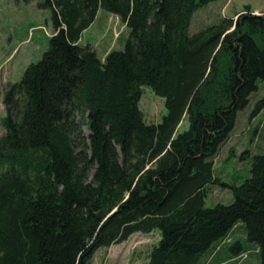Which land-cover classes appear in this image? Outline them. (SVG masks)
Masks as SVG:
<instances>
[{
    "label": "trees",
    "instance_id": "16d2710c",
    "mask_svg": "<svg viewBox=\"0 0 264 264\" xmlns=\"http://www.w3.org/2000/svg\"><path fill=\"white\" fill-rule=\"evenodd\" d=\"M216 1L43 0L49 47L4 96L0 264H91L154 231L145 264H234L251 252L264 264V153L246 182L223 184L232 204L206 206L215 159L264 81V15L191 33ZM100 10L130 31L105 59L81 44ZM145 87L165 100L159 124L140 109ZM240 223L252 248L233 239Z\"/></svg>",
    "mask_w": 264,
    "mask_h": 264
},
{
    "label": "rangeland",
    "instance_id": "374dc122",
    "mask_svg": "<svg viewBox=\"0 0 264 264\" xmlns=\"http://www.w3.org/2000/svg\"><path fill=\"white\" fill-rule=\"evenodd\" d=\"M42 2L43 0H0V138L5 133L1 120L7 114L4 96L9 84L19 82L27 67L41 60L54 34L52 12L41 8ZM246 14L264 15V0L213 2L195 14L190 31L197 33L222 19L236 22ZM111 15L101 11L93 26L83 33L81 39V44L91 45L101 59H105L112 50H124L130 35L129 29L120 19H109ZM140 109L148 124L161 123L168 113L165 100L156 96L148 87L143 89ZM188 129L189 122L186 118L179 131L182 133ZM84 131L85 135L89 134L86 127ZM263 153L264 81H261L259 90L252 95L247 108L238 113L234 130L215 159L214 173L218 182L211 186L206 206L232 204L234 195L223 184L240 185L246 182L251 176L252 158ZM234 236L235 243L240 242L242 247L254 246L248 242L243 223H240ZM159 240V231L148 235L136 233L122 244L97 251L91 264H145L151 249ZM222 254L232 255L234 252L225 248ZM250 254L245 258L241 257L234 264H260L259 258Z\"/></svg>",
    "mask_w": 264,
    "mask_h": 264
},
{
    "label": "crops",
    "instance_id": "0c3cea01",
    "mask_svg": "<svg viewBox=\"0 0 264 264\" xmlns=\"http://www.w3.org/2000/svg\"><path fill=\"white\" fill-rule=\"evenodd\" d=\"M101 11H103V10H100V11H99L98 16H99V14L101 13ZM98 16H97V17H98ZM111 16H112V17L109 18L110 20H114L115 18H118V17H116V16L113 15V14H112ZM118 19H119V18H118ZM124 25H125V24H124ZM92 26H93V25H92ZM92 26H91V27H92ZM125 26H126V25H125ZM91 27H90V28H91ZM126 27H127V26H126ZM90 28H89V29H90ZM127 29H128V28H127ZM213 255H214V254H213ZM213 255L209 256L207 260L213 262V261H212Z\"/></svg>",
    "mask_w": 264,
    "mask_h": 264
},
{
    "label": "water",
    "instance_id": "95a60500",
    "mask_svg": "<svg viewBox=\"0 0 264 264\" xmlns=\"http://www.w3.org/2000/svg\"><path fill=\"white\" fill-rule=\"evenodd\" d=\"M233 30H234V28H233Z\"/></svg>",
    "mask_w": 264,
    "mask_h": 264
}]
</instances>
